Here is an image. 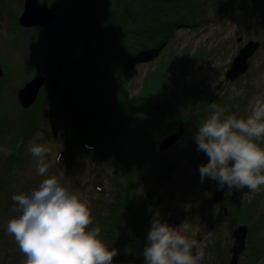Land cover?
I'll use <instances>...</instances> for the list:
<instances>
[{
  "label": "trees",
  "instance_id": "trees-1",
  "mask_svg": "<svg viewBox=\"0 0 264 264\" xmlns=\"http://www.w3.org/2000/svg\"><path fill=\"white\" fill-rule=\"evenodd\" d=\"M59 2L50 0L48 5L56 17L54 24L37 31V35L47 38V49L43 55L36 54V59L41 56V61L38 59L40 62H37L24 84L37 74L47 78V82L30 108H19L13 98L15 90H2V84H7V75L12 76L13 71L5 68L6 64L0 58L3 71V80L0 82V217L3 213L9 214L14 182L12 173L18 162L24 161L29 141L37 133H42L45 138L57 137L65 158L71 154L79 157L74 162H80L83 157L96 153L97 159L108 161L116 166L117 173L126 175L125 187L111 195L104 213L93 217L92 226L101 228L100 238L111 249L118 243L114 232L130 210H134L136 216L145 221L134 226L132 237L135 238L136 232L146 237L149 229L146 217L152 214L149 207L156 191L154 189L157 183L175 173V162L160 157L156 152L158 142L175 133L180 125L192 126L182 139L185 142L184 152L196 166L207 161V156L197 150L194 134L210 115L209 103L223 106L222 100H213L202 91L188 86L190 90H183L181 94L190 97V103L187 102L180 113L175 111L173 101L168 99L165 92V77L174 72L172 62L160 64L149 71L142 80L139 92L130 97L125 76L138 63L152 59L174 38L178 29L205 27L209 23L204 16L206 3L212 4L214 14H218L224 10L233 11L234 0ZM259 4V0H242L238 9L246 13L251 8L256 10ZM80 41L83 50L76 57L75 48ZM104 53L113 62L110 72L108 67L104 69L100 66ZM196 56H200V53ZM156 106H160L161 110L155 111ZM161 112H164V116L160 115ZM167 118L169 121H166ZM52 121L57 124L58 134L50 132ZM125 131L132 141H128L121 133ZM263 143L259 144L263 147ZM137 147H140L139 151ZM6 149L10 154L1 155ZM146 157L150 165L142 175L144 168L141 161ZM140 169L141 173L127 176ZM157 176L159 180L155 182ZM139 179L143 181L144 190L148 189L142 195L135 191ZM238 193L236 190L234 195ZM227 212L236 225H251L259 218L257 201L247 207L230 202ZM11 213L9 217L15 215V212L14 215ZM2 237L5 236L0 232ZM130 237V232L122 233V248L113 264L130 259V247L135 246L134 243L130 245ZM258 249L250 253L253 256L250 264H255V260L263 255Z\"/></svg>",
  "mask_w": 264,
  "mask_h": 264
},
{
  "label": "rangeland",
  "instance_id": "rangeland-1",
  "mask_svg": "<svg viewBox=\"0 0 264 264\" xmlns=\"http://www.w3.org/2000/svg\"><path fill=\"white\" fill-rule=\"evenodd\" d=\"M46 1L49 5L50 0ZM59 1L61 0H52L53 3ZM241 3L242 0H234L235 9L233 11L224 10L218 14H214L212 4L206 3L204 16L209 23L205 27L178 29L174 38L161 48L152 59L138 63L128 71L125 76L128 96L139 92L142 80L146 78L149 71L160 64L172 62L174 72L165 77V92L168 99L173 101L175 111L180 113L181 108L191 101L190 97L181 94L182 91L196 89L213 100H222L223 106L221 107L225 109L226 114L234 113L238 117H246L250 110L249 102L254 97H264V0H259L260 6L256 10L251 8L252 10L246 13L243 10V12L239 11L238 7H241ZM22 11V0H0V58L4 60L5 68H10L11 72L13 71L12 76L7 75V84L5 86L2 84V90H15L13 98L16 101L17 91L25 85L24 81L31 76L37 62L41 61V56L36 59V54L43 55L47 49V38L37 35L39 27L26 29L19 26L18 20ZM30 37L32 38L29 39ZM239 39L240 42H238ZM248 42H257L260 47L253 56L247 73L233 82L225 81L224 74L229 69L232 60L236 57L239 49ZM82 50L83 43L77 42L76 57ZM199 53L200 56H196ZM104 55L103 63L100 66L104 69L108 67L110 72L113 62L107 53ZM0 69L2 70L1 67ZM2 78L3 75L0 82L3 80ZM19 78H23L22 81ZM45 82H47V78H45ZM188 86L191 88L189 89ZM156 107H154L155 111H157ZM166 121L169 119L167 118ZM179 127L184 132L178 142L172 145V148L164 149L161 152L157 151L163 139L158 142L156 152L160 157L175 162L176 170L168 178L162 174V177H165L164 180L157 183L149 207L152 214L146 217L147 224L150 227L152 219L157 214L162 221H166L168 224L175 219L189 220L192 223L191 238L196 239L204 251L201 264H219L221 260L219 258L223 256L222 259L227 264L225 255L228 254L233 244L232 233L237 225L233 223L229 218V213H226L227 211L223 208H227V204L230 202L247 207L257 201L259 218L254 220L251 225L245 224L248 230L245 250L241 253L242 258H239L238 264H250L253 260L250 253L258 248L261 249L262 256H264V186H261L256 193L248 191L247 188L240 190L234 188L229 195L227 194L228 189L226 187L219 188L217 181L205 177L201 182L199 166L202 163L196 166L183 148L185 142L182 139L188 135L192 126L180 125ZM50 128L52 129L50 132L54 135L59 133L54 121ZM121 133L128 141H132L126 131ZM59 140L62 141L60 138ZM30 141L49 148L50 151L45 156V160L49 164L47 175L62 177V183L69 185L72 190L80 194L82 200L87 202L92 217L97 216L100 212L104 213L109 205V200H111V195L126 185V175L117 173L116 166L114 167L108 161L102 162L97 159L96 153L90 157H83L80 162H74L79 157L71 154L66 158L64 155L62 156L61 144L57 137L45 138L42 133H37ZM262 141L264 142V140H260L258 143ZM28 148L29 143L25 149L24 161L22 163L19 161L12 173L14 182L10 197L18 193L30 194L44 179L38 175L35 159L30 155ZM139 150L140 147H137V151ZM7 152L6 149L1 152V155L8 156ZM58 156H60L59 161L57 160ZM206 158L207 161L203 163L208 162V157ZM141 165L144 168L143 175L150 165L149 159L146 157L141 161ZM139 172L141 173V169L140 171L135 170L127 176L136 175ZM156 180H159L158 176L155 182ZM142 182L139 179L136 184L135 191L138 195L145 194L148 190H144ZM217 190L222 191V201H217L218 203L214 204L211 198ZM236 190L239 193L234 195ZM10 200L9 214L3 213L0 217V232L2 236H5L0 238V264H24V254L21 253L15 239L7 234V224L12 218L9 217L11 211L12 215H14L13 212H15L14 216L18 215L14 211L15 203L12 199ZM10 200L8 201L10 202ZM224 213L227 216H224ZM135 216V211L130 210L119 222V228L114 232L118 243L112 248L117 250L118 255L120 247L122 248V244L120 245L122 233L130 232V238L133 239L134 226L145 222L143 219L140 220L139 216ZM222 250H225L226 253L223 254ZM118 255L113 258L114 261ZM262 256L259 257V260H255V264L264 262Z\"/></svg>",
  "mask_w": 264,
  "mask_h": 264
},
{
  "label": "clouds",
  "instance_id": "clouds-1",
  "mask_svg": "<svg viewBox=\"0 0 264 264\" xmlns=\"http://www.w3.org/2000/svg\"><path fill=\"white\" fill-rule=\"evenodd\" d=\"M249 103L246 117L226 114L217 103H209L210 115L194 134L197 150L208 157L199 166L201 182L205 177L217 181L219 188L227 186L229 195L234 188L256 193L264 186V147L258 143L264 140V97ZM28 151L44 179L30 194L12 195L18 215L7 224L24 264H113L118 252L100 238L101 228L92 226L87 202L62 177L47 175L49 148L29 141ZM191 236L189 220L173 227L157 214L146 235L144 264H201L204 251Z\"/></svg>",
  "mask_w": 264,
  "mask_h": 264
},
{
  "label": "water",
  "instance_id": "water-1",
  "mask_svg": "<svg viewBox=\"0 0 264 264\" xmlns=\"http://www.w3.org/2000/svg\"><path fill=\"white\" fill-rule=\"evenodd\" d=\"M55 22V15L49 9L47 2L39 0H24L23 11L19 17L18 24L21 28H42L49 27ZM240 42V39L238 40ZM260 44L257 42H248L239 49L236 57L232 60L229 69L225 72L224 78L227 82H233L243 76L249 69L248 60L251 59L256 51L259 49ZM3 72L0 69V78ZM44 77L35 76L27 82L21 89L17 91V102L21 109L26 110L30 108L37 99L40 89L44 85ZM156 109H160L157 106ZM163 116V113H161ZM183 129L179 127L177 132L164 138L159 146L158 151L166 150L175 144L183 135ZM222 199V191H216L212 202H217ZM226 214V213H225ZM180 222H175L171 226L175 227ZM247 227L240 225L233 230L232 237L234 243L230 249L231 258L229 264H237L241 253L245 249V239L247 236Z\"/></svg>",
  "mask_w": 264,
  "mask_h": 264
},
{
  "label": "flooded vegetation",
  "instance_id": "flooded-vegetation-1",
  "mask_svg": "<svg viewBox=\"0 0 264 264\" xmlns=\"http://www.w3.org/2000/svg\"><path fill=\"white\" fill-rule=\"evenodd\" d=\"M214 204H216V203H214ZM183 221H184L183 219H175L174 221L169 222V225H172L175 222H180L181 223ZM133 239H130L129 240L130 245H133V243L135 244V246L130 247V251H129L130 259L128 261H126V262L124 261L121 264H126V263L127 264H144L143 249H144V246L146 244V237L140 236V232H136L135 233V238H133ZM222 253L223 254L226 253L225 250H222ZM225 256H227V259L226 260H227V264H228L229 261H230V258H231L230 251H228V254L226 253ZM222 258H224V256ZM222 258H219V260L221 259L219 261V264H225V262L223 261Z\"/></svg>",
  "mask_w": 264,
  "mask_h": 264
},
{
  "label": "bare ground",
  "instance_id": "bare-ground-1",
  "mask_svg": "<svg viewBox=\"0 0 264 264\" xmlns=\"http://www.w3.org/2000/svg\"><path fill=\"white\" fill-rule=\"evenodd\" d=\"M251 60H252V59H249V60H248L249 64H251ZM249 66H250V65H249Z\"/></svg>",
  "mask_w": 264,
  "mask_h": 264
}]
</instances>
